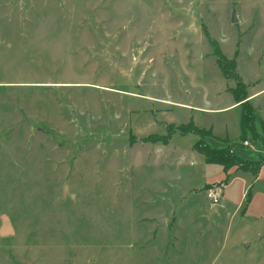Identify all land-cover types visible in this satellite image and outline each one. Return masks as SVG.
I'll list each match as a JSON object with an SVG mask.
<instances>
[{"label": "rangeland", "instance_id": "rangeland-1", "mask_svg": "<svg viewBox=\"0 0 264 264\" xmlns=\"http://www.w3.org/2000/svg\"><path fill=\"white\" fill-rule=\"evenodd\" d=\"M205 33L261 130L264 0H0V264H264V164L224 181L196 135L149 138L191 119L264 161Z\"/></svg>", "mask_w": 264, "mask_h": 264}, {"label": "trees", "instance_id": "trees-1", "mask_svg": "<svg viewBox=\"0 0 264 264\" xmlns=\"http://www.w3.org/2000/svg\"><path fill=\"white\" fill-rule=\"evenodd\" d=\"M205 36L208 40L209 46L212 48L213 57L215 58V63L222 75L226 80L232 79L235 81V86L229 89V92L232 93L235 104L240 108L239 112V129L240 134L239 138L242 141H245L247 134L252 139H258V136L255 131L254 120L255 115L251 110L250 103L248 101V93H246V85L243 84L241 78L236 72V63L234 58H227L217 46L214 40H211L208 34L205 33ZM179 132L182 135L186 133H192L196 135L199 139L194 143V150L204 157V160L208 164H218L225 175L224 181H227L230 171H241L244 173H250L252 176H258L262 164L264 161L259 159H242L232 150V144H228V140L223 141L224 146L221 147H210L204 137L213 138L211 130L205 129L203 127H197L193 124L192 120H188L185 124H167V133L162 137L151 136L149 137L151 141H163L167 142L170 138V135L173 132ZM147 140H150V139Z\"/></svg>", "mask_w": 264, "mask_h": 264}, {"label": "crops", "instance_id": "crops-1", "mask_svg": "<svg viewBox=\"0 0 264 264\" xmlns=\"http://www.w3.org/2000/svg\"><path fill=\"white\" fill-rule=\"evenodd\" d=\"M247 93H249V98H248V101L250 100L252 103L253 102H256L255 100L257 99L256 97H255V95L257 94V93H251V92H247ZM232 98H233V95H232ZM235 106V108H238L239 109V107H238V105L237 104H235V101H234V99H233V101H232V103H230V105L229 106H227V107H225V109H228V108H230V106ZM257 106H259V108H260V115H261V113L262 114H264V102H258L257 103ZM239 112H240V110H239ZM257 119V118H256ZM255 119V120H256ZM189 120H191V119H189ZM238 120H239V113H238ZM254 120V121H255ZM261 121H262V123H264V115H262V117L260 118V123H261ZM193 122V121H192ZM194 124V123H193ZM198 127V126H197ZM210 130H211V133H212V129L211 128H209ZM239 134H240V129H239ZM256 134H258L257 136H259V137H262V139H259L260 141L259 142H261L262 140H264V127H262V129L261 130H257L256 129ZM171 136V135H170ZM212 136L215 138V139H220L221 141H224L225 139H227V137H222V138H219L218 136H215V135H213V133H212ZM248 137H250L248 134H247V136H246V138H248ZM228 140V144L229 145H231L232 143H230L229 142V139H227ZM259 142H258V145H260L259 144ZM247 144L248 143V141L246 140V141H244L243 142V144ZM153 144V143H152ZM261 147H264V144H261ZM194 149V148H193ZM251 149L254 151V153H255V155H256V159H257V155L259 154V152H261L262 150H260V149H256L254 146H251ZM232 150H233V152L235 153V154H237L240 158H242L237 152H235L234 151V148H233V145H232ZM242 159H244V158H242ZM246 159V158H245ZM247 159H249V158H247ZM206 163V162H205ZM238 172H241V171H234L233 172V174H238ZM243 173V174H242ZM242 173H240V174H238V176L239 177H241L242 179H244L245 180V184H246V175L244 174V172H242ZM247 185V184H246ZM245 185V186H246ZM245 189L244 190H246L247 189V187H244ZM245 192V191H244ZM2 217H6L7 218V220H8V222H9V224H10V227L12 228V226H11V223H10V221H9V219H8V217L6 216V215H4V213L2 212V211H0V220H1V222H0V227H1V223H2ZM12 230H13V228H12Z\"/></svg>", "mask_w": 264, "mask_h": 264}, {"label": "built area", "instance_id": "built-area-1", "mask_svg": "<svg viewBox=\"0 0 264 264\" xmlns=\"http://www.w3.org/2000/svg\"><path fill=\"white\" fill-rule=\"evenodd\" d=\"M246 144V143H245ZM222 189L219 185L212 186L206 190L205 196L213 205H217L221 200Z\"/></svg>", "mask_w": 264, "mask_h": 264}, {"label": "water", "instance_id": "water-1", "mask_svg": "<svg viewBox=\"0 0 264 264\" xmlns=\"http://www.w3.org/2000/svg\"><path fill=\"white\" fill-rule=\"evenodd\" d=\"M232 22H236L237 18L235 17L234 12L232 13ZM12 234V229L6 217H2V223L0 227V236L5 237Z\"/></svg>", "mask_w": 264, "mask_h": 264}]
</instances>
